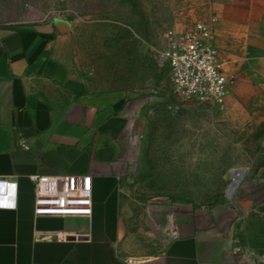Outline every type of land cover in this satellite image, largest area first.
<instances>
[{
  "label": "rangeland",
  "instance_id": "obj_1",
  "mask_svg": "<svg viewBox=\"0 0 264 264\" xmlns=\"http://www.w3.org/2000/svg\"><path fill=\"white\" fill-rule=\"evenodd\" d=\"M222 1L0 0V24L61 23L87 88L124 95L116 247L125 257L159 254L190 226L218 235L228 258L264 264V91L244 92L226 119L183 103L161 58L168 32L212 18L215 27Z\"/></svg>",
  "mask_w": 264,
  "mask_h": 264
},
{
  "label": "crops",
  "instance_id": "obj_2",
  "mask_svg": "<svg viewBox=\"0 0 264 264\" xmlns=\"http://www.w3.org/2000/svg\"><path fill=\"white\" fill-rule=\"evenodd\" d=\"M0 40V178L17 183L16 207L0 208V264H240L212 230L190 226L159 254L120 255L124 95L87 88L73 68L75 40L59 22L0 24ZM214 44L233 76L227 119L244 92L264 91V0L220 2ZM60 173L91 176V218L34 216L29 176Z\"/></svg>",
  "mask_w": 264,
  "mask_h": 264
},
{
  "label": "built area",
  "instance_id": "obj_3",
  "mask_svg": "<svg viewBox=\"0 0 264 264\" xmlns=\"http://www.w3.org/2000/svg\"><path fill=\"white\" fill-rule=\"evenodd\" d=\"M216 18L199 21L183 32H168L161 58L169 68L175 94L185 104H200L222 110L230 92L233 76L224 72L214 44ZM1 44V40H0ZM25 150L29 145L21 140ZM33 184L35 217L91 218L93 184L90 175L60 173L29 176ZM17 183L0 178V208H15ZM52 237V234H44ZM65 240L67 235L56 233Z\"/></svg>",
  "mask_w": 264,
  "mask_h": 264
},
{
  "label": "water",
  "instance_id": "obj_4",
  "mask_svg": "<svg viewBox=\"0 0 264 264\" xmlns=\"http://www.w3.org/2000/svg\"><path fill=\"white\" fill-rule=\"evenodd\" d=\"M188 104H190V103H188ZM243 171H244V170H241V171H239V172L236 173L237 180H236V181L233 180L232 183L230 184V186H229V188H228L227 196L231 195V194L235 191V189H236V187H237V185H238V183H239V181H240L239 173L242 174Z\"/></svg>",
  "mask_w": 264,
  "mask_h": 264
}]
</instances>
